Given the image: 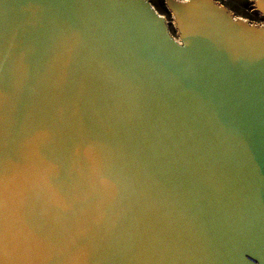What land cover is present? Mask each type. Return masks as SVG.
Returning a JSON list of instances; mask_svg holds the SVG:
<instances>
[{
	"label": "water",
	"instance_id": "water-1",
	"mask_svg": "<svg viewBox=\"0 0 264 264\" xmlns=\"http://www.w3.org/2000/svg\"><path fill=\"white\" fill-rule=\"evenodd\" d=\"M165 6L0 0V264H264V24Z\"/></svg>",
	"mask_w": 264,
	"mask_h": 264
},
{
	"label": "trees",
	"instance_id": "trees-1",
	"mask_svg": "<svg viewBox=\"0 0 264 264\" xmlns=\"http://www.w3.org/2000/svg\"><path fill=\"white\" fill-rule=\"evenodd\" d=\"M156 0H152V4L156 7L160 14H170L165 6V0H161L159 2L160 9L157 8L155 4ZM251 0H230L226 3V6L235 13L237 16H246L247 19H250L255 22H259L261 20L260 16L256 13H251L248 9L251 7ZM174 32V29H172Z\"/></svg>",
	"mask_w": 264,
	"mask_h": 264
},
{
	"label": "rangeland",
	"instance_id": "rangeland-1",
	"mask_svg": "<svg viewBox=\"0 0 264 264\" xmlns=\"http://www.w3.org/2000/svg\"><path fill=\"white\" fill-rule=\"evenodd\" d=\"M160 1H161V0H156V1H155V4H156V6H157L158 9H160V7H159V2H160ZM162 15L165 16V17L167 18V20L172 21V17H171V15L164 14V13H162ZM239 17H243V18H246V19H247L246 16H239ZM257 23H259V24H264V21L260 20V21L257 22Z\"/></svg>",
	"mask_w": 264,
	"mask_h": 264
},
{
	"label": "built area",
	"instance_id": "built-area-1",
	"mask_svg": "<svg viewBox=\"0 0 264 264\" xmlns=\"http://www.w3.org/2000/svg\"><path fill=\"white\" fill-rule=\"evenodd\" d=\"M216 1H218L220 4L226 6V3H228L230 0H216ZM248 11L251 12V13H255V9H254L253 3L251 4V7L248 9ZM168 15H171V14H168ZM171 17H172V15H171Z\"/></svg>",
	"mask_w": 264,
	"mask_h": 264
}]
</instances>
